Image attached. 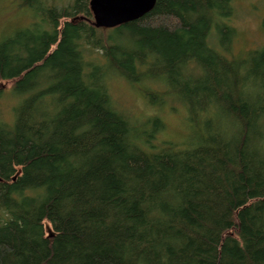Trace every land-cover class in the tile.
<instances>
[{"label": "trees", "instance_id": "1", "mask_svg": "<svg viewBox=\"0 0 264 264\" xmlns=\"http://www.w3.org/2000/svg\"><path fill=\"white\" fill-rule=\"evenodd\" d=\"M15 1L32 22L0 39V98H22L0 119V264H264V47L231 56L233 0H157L107 37L91 0ZM113 76L164 84L199 138L142 140Z\"/></svg>", "mask_w": 264, "mask_h": 264}, {"label": "rangeland", "instance_id": "2", "mask_svg": "<svg viewBox=\"0 0 264 264\" xmlns=\"http://www.w3.org/2000/svg\"><path fill=\"white\" fill-rule=\"evenodd\" d=\"M233 7L229 24L235 29L236 36L231 56L245 61L251 52L264 47V0H233ZM31 22L32 14L28 9L20 7L15 0H0V39L17 33ZM109 30L102 29L101 35L107 37ZM99 54H87V58L96 60ZM106 84L115 109L137 127L142 140L149 135L156 147L171 143L185 148L191 144L194 135L195 139L199 138L186 106L161 82L144 78L133 84L113 76L106 80ZM12 86L7 83L0 98V119L7 124L14 122L15 109L22 100L13 93ZM155 119H159L161 130H153ZM213 120L220 124L228 122L219 114L214 115Z\"/></svg>", "mask_w": 264, "mask_h": 264}, {"label": "water", "instance_id": "3", "mask_svg": "<svg viewBox=\"0 0 264 264\" xmlns=\"http://www.w3.org/2000/svg\"><path fill=\"white\" fill-rule=\"evenodd\" d=\"M156 3L157 0H91L92 24L98 29H113L145 17Z\"/></svg>", "mask_w": 264, "mask_h": 264}]
</instances>
